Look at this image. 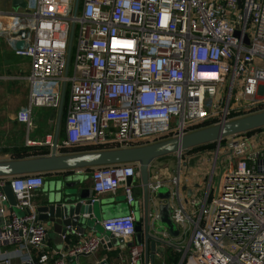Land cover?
Listing matches in <instances>:
<instances>
[{
  "label": "built area",
  "instance_id": "built-area-1",
  "mask_svg": "<svg viewBox=\"0 0 264 264\" xmlns=\"http://www.w3.org/2000/svg\"><path fill=\"white\" fill-rule=\"evenodd\" d=\"M21 30L25 45L18 48ZM2 37L16 55L31 59L29 104L18 121L31 127L36 107L66 109L63 143L69 146L140 147L264 108V0H36L34 9L22 14L0 10ZM251 131L216 141L199 210L173 207L180 230L192 229L182 264H264V126ZM46 143L57 151L61 146L51 139ZM88 168L92 201L123 187L133 205L134 187L127 178L139 174L137 166ZM154 178L147 185L157 191L165 182L159 172ZM7 183L17 204L0 191V264H14L13 252L21 264H73L70 259L96 253L102 245L101 234L72 247L50 248V229L34 200L44 175L0 176V187ZM156 215L147 213L149 229ZM136 221L132 207L101 225L127 241L136 235ZM156 240L173 245L166 237ZM143 254L144 245L134 244L129 264H151Z\"/></svg>",
  "mask_w": 264,
  "mask_h": 264
},
{
  "label": "crops",
  "instance_id": "crops-1",
  "mask_svg": "<svg viewBox=\"0 0 264 264\" xmlns=\"http://www.w3.org/2000/svg\"><path fill=\"white\" fill-rule=\"evenodd\" d=\"M27 3L28 9H33L30 2L27 1ZM35 5L36 0L33 7ZM25 12L27 10L21 8L20 11H12L11 13L22 14ZM30 72L31 59L16 55L4 39L3 43H0V163L48 157L51 155L53 149L46 143L50 139L61 144L58 155L100 150L95 145L90 144L69 146L63 143L66 130V109L61 111L50 106L36 107L32 112L33 125L31 127L18 121L17 115L19 111L29 104L30 81L28 77ZM195 149L188 148L182 155L174 152L150 159L147 164V175L144 173L143 163L141 161H132L139 171L137 176L132 177L131 184L134 187L135 196V202L132 206L126 200L123 187H120L115 193L101 194L97 197V201L101 203L102 207L101 216L94 225L86 228L83 235H71L67 240H62L63 242H60L61 237L59 238L58 235H51L47 240V245L50 248L56 249L72 247L84 237L101 235L103 232L101 222L105 218L126 214L132 207L135 209L136 215L139 214L144 226V218L147 213L150 210H156L157 212V209L165 203V201L157 197V191H153L147 185V183L155 181L154 174L157 172H159L165 182L164 186L169 188L173 193L174 197L170 202L171 214L173 207L180 205L184 206L185 210L189 213L194 210H199L210 184L212 165L206 151L195 152L193 151ZM163 160L167 164L162 165ZM173 161H178L177 170H172V165H174ZM79 169L81 171L83 170L81 172L83 181L79 187L86 189L94 198L95 192L93 190L90 168L81 167ZM39 173L44 175L45 181L53 180L57 176V171L55 170L47 172L41 171ZM174 177L179 179L177 183L173 182ZM44 186L35 193L34 200L37 205H39ZM124 196L125 199L123 198ZM2 220L0 217V224ZM45 224L49 226V232L51 233L53 231L52 225L48 222H45ZM145 228L144 226L141 243L137 241L136 232L134 239L127 240L124 245L108 248L102 244L96 253L83 254L77 259H70V261L73 264H129L131 247L134 244H142L144 245L143 258L150 260L151 264H182L181 258L179 257L178 259L176 256L181 253L184 257L183 248L189 243L192 232L190 227L188 228L187 226L185 231L180 230L177 236H173L166 228H161L160 225L156 224L155 220L151 223L149 230L147 229L146 231ZM148 231L155 240L156 238L166 237V239L173 242L171 246L160 243L157 247L154 261L151 258L150 249V241L152 238L147 237ZM185 237H189V239L183 243ZM5 249L13 252V248L11 247L2 248V250ZM12 255L14 264H21L14 252Z\"/></svg>",
  "mask_w": 264,
  "mask_h": 264
},
{
  "label": "water",
  "instance_id": "water-1",
  "mask_svg": "<svg viewBox=\"0 0 264 264\" xmlns=\"http://www.w3.org/2000/svg\"><path fill=\"white\" fill-rule=\"evenodd\" d=\"M13 4L19 8L29 10L26 0H13ZM19 35L21 39L16 43V46L23 48L25 45V30H21ZM262 126H264V111L243 116L232 121H225L181 137L140 147L58 155V151L54 146L51 155L48 157L0 163V176L10 177L22 173L57 171L55 179L45 181V186L39 200L38 212L39 219L48 222L53 227V231L51 233L49 232L50 234L48 233L46 239L48 240L51 235H58L59 238L61 237L60 242H63V234L67 233L75 236L77 232L84 233L85 229L94 225L101 216V203L97 200L92 201L93 195L88 193L86 189L79 187L83 181V177L81 173L76 171L77 168L100 164L141 161L143 163L144 173L147 175V164L152 158L174 152L180 153L183 150L197 145L219 141L226 136L257 129ZM131 183L132 177H128L127 184ZM0 191L6 194L10 204L13 206L17 204L10 183H7L4 187H0ZM157 197L165 201V203L157 209V215L154 219L156 224L160 225L161 228L169 230L173 236L179 235V225L174 222L170 210V202L174 197L172 191L166 186H163L157 190ZM149 221L146 215V231L147 229L149 230ZM143 227V223L138 214L136 236L139 243L142 242ZM101 234L103 235L102 244L104 247L112 248L126 243L125 239L116 238L108 232L105 233L103 231ZM147 237L152 238L149 231ZM159 244L160 241L153 238L150 241L151 258L153 261L155 260V254Z\"/></svg>",
  "mask_w": 264,
  "mask_h": 264
},
{
  "label": "rangeland",
  "instance_id": "rangeland-1",
  "mask_svg": "<svg viewBox=\"0 0 264 264\" xmlns=\"http://www.w3.org/2000/svg\"><path fill=\"white\" fill-rule=\"evenodd\" d=\"M27 1L30 2V4L32 5V8L34 9L33 4H34L35 0H27ZM0 9L3 10V11H10V12H12V11L16 12V11H20L21 10V8L15 6L13 4V0H0ZM3 41H4V38L3 37L0 38V43H3ZM74 41H75V37H74ZM73 56H74V49H72V51H71V61H70V66H69V73L70 74L73 73V65H74ZM34 109H36V108H34ZM263 110H264V108H260V109L254 110V111H252L250 113H247V114H255V112L258 113V112L263 111ZM243 115L245 116V114H242V116ZM214 142H215V144H213L212 146H208V147H204V148H196L195 150H193L195 152L206 151L208 153V157H209V160L211 162V165H212V161H213V158H214V153H215L216 149L218 148V142H216V141H214ZM227 142H228V140H224L223 142L220 143V146L223 147ZM176 153H179V152H176ZM173 163H174V165H172V170L173 169L177 170L178 161H175V162L173 161ZM165 164H167V162L165 160H163L162 165H165ZM182 168H183V166H182ZM213 180H214L215 184L218 183L219 170L217 171V174L214 175V179ZM123 198L125 199V196ZM15 211L18 213V215H22L23 214V212L20 209H18V208H15ZM188 239H189V237H185L183 239V243L187 242ZM182 257H183V254L181 255V253H180V258H181L180 260H183Z\"/></svg>",
  "mask_w": 264,
  "mask_h": 264
},
{
  "label": "trees",
  "instance_id": "trees-1",
  "mask_svg": "<svg viewBox=\"0 0 264 264\" xmlns=\"http://www.w3.org/2000/svg\"><path fill=\"white\" fill-rule=\"evenodd\" d=\"M253 130H255V129H253ZM253 130L252 131L249 130V131L253 132ZM213 144H215V142H208V143H204V144H201V145L194 146L192 148H204V147L212 146ZM176 257L179 259L180 255L178 254V256H176Z\"/></svg>",
  "mask_w": 264,
  "mask_h": 264
}]
</instances>
